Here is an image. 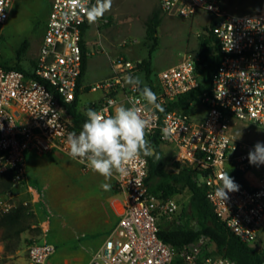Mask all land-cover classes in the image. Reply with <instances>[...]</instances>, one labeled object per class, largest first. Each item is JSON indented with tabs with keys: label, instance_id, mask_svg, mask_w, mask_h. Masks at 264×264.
<instances>
[{
	"label": "built area",
	"instance_id": "obj_1",
	"mask_svg": "<svg viewBox=\"0 0 264 264\" xmlns=\"http://www.w3.org/2000/svg\"><path fill=\"white\" fill-rule=\"evenodd\" d=\"M14 1L0 0V25L9 18ZM98 1L51 0L30 73L0 66V167L14 173L12 187L0 194V212L11 208L18 195H26L24 206L43 202L42 194L30 182L28 156L67 155L68 134L80 131L75 129L69 106L89 87L80 83L81 42L85 25L90 28L97 22ZM157 3L163 13L174 17L191 18L204 11L217 19L213 34L221 61L210 91L200 94L198 103L191 102L189 111L170 109L200 83L201 58L185 55L157 75L153 92L159 107L146 105L123 80L125 75H143L140 61L118 56L111 60L113 75L103 84L89 87L102 90L103 97L83 109L79 103V109L84 114L87 108L103 110L107 116L118 104L130 106L133 101L150 121L147 139L156 138L161 148H177L172 171L197 170L215 215L241 242L256 247L264 241V165H251L247 156L256 142H264V0L255 12L246 14L225 12L222 0ZM248 130L255 133L242 139ZM77 163L83 170L89 169ZM127 169V175L114 179L118 220L88 264H236L214 255L215 248L206 235L181 249L165 243L158 236L159 222L181 225L179 215L188 206L190 194L151 193L145 182L146 157L130 162ZM224 171L239 186L225 201L216 192ZM55 251L54 244L45 239L34 241L28 246L27 264H47Z\"/></svg>",
	"mask_w": 264,
	"mask_h": 264
},
{
	"label": "rangeland",
	"instance_id": "obj_2",
	"mask_svg": "<svg viewBox=\"0 0 264 264\" xmlns=\"http://www.w3.org/2000/svg\"><path fill=\"white\" fill-rule=\"evenodd\" d=\"M260 2L222 0V6L227 13L246 14L255 12ZM50 6L51 0L14 1L9 18L0 25V66L18 64L27 70L32 68ZM157 9V0L98 1L97 22H93L85 34L87 69L83 77L84 86L93 88L109 79L113 75L111 60L118 56L135 62L151 61L154 81L161 71L179 63L185 55L201 58V41L208 35L207 27L212 16L198 11L191 18H179L162 12L158 43L150 55L152 41L147 37L146 22ZM103 20L108 22L103 23ZM25 41L29 44L28 48L19 56L18 49ZM137 75L144 80L143 75L134 76ZM102 97V90L85 89L80 96V105L95 103ZM254 133L248 130L241 138L248 140ZM161 152L166 166H173L177 148L164 146ZM32 170L36 176L46 175L47 192L42 196L43 202L35 207L24 206L22 201L26 195H18L13 199L11 208L0 212V264H27L29 244L44 239L56 248L47 264H88L109 235L116 219L109 206L104 209L91 190L101 181L83 178L96 173L90 169L82 170L67 155L38 157ZM169 170L172 171L171 168ZM4 172L0 167V175ZM37 179L34 178L36 185ZM199 180L203 182L201 176ZM4 183L5 178L0 177V193L5 190ZM62 189L68 193L70 203L64 201ZM20 208L23 211L15 221L4 220L5 215L15 214ZM182 223L196 226L193 220L185 217ZM256 249L264 250V241L257 244Z\"/></svg>",
	"mask_w": 264,
	"mask_h": 264
},
{
	"label": "trees",
	"instance_id": "obj_3",
	"mask_svg": "<svg viewBox=\"0 0 264 264\" xmlns=\"http://www.w3.org/2000/svg\"><path fill=\"white\" fill-rule=\"evenodd\" d=\"M162 13L160 7L155 10L146 22L147 37L152 41L150 46V55L155 50L158 43V28L161 23ZM217 23L216 18H211L209 27H207V37H204L201 41L199 54L201 56V63L203 68L199 70L200 83L199 86L189 93H186L178 101L171 104L170 109H179L183 111H189L191 109V102L198 103V97L200 94L211 89L212 77L219 66L221 61V53L219 50V43L213 34V29ZM89 29V25L86 24L83 31V40L81 42L82 47V76L80 83L83 82L87 69V50L85 46V34ZM28 42L25 41L18 49V55L20 56L28 48ZM34 61L32 62V66ZM1 67L6 69H14L25 73H30V70L25 69L21 65H2ZM138 68L144 76V82L148 87L155 89L154 78L152 77L151 61L138 64ZM90 90L89 87L86 88ZM79 95L75 102L69 106V110L72 114L74 126L76 130H81L83 123L86 120L85 114L79 109ZM91 106V105H90ZM154 148V154L146 157L147 159V171L146 185L148 190L154 194H163L164 196H170L177 193L187 191L190 194V201L187 207L183 208L180 213V218H187L193 220L196 226H190L188 223H182L181 225H175L166 220L159 222L158 236L167 244L176 249H181L188 243L195 241L201 235L210 237L215 250L214 255L226 257L236 264H263L264 263V250H257L256 247L249 246L241 242L226 226V224L218 218L213 207L206 197V190L203 184L199 180V172L197 170L182 169L179 172L169 171L167 169L163 154L161 152V145L156 138L148 139ZM0 152V156H1ZM0 177L5 178L3 187L5 191L9 190L13 184L14 173L11 170L4 172ZM1 194V193H0ZM22 208L18 209V213L7 214L4 216L6 222L15 221Z\"/></svg>",
	"mask_w": 264,
	"mask_h": 264
},
{
	"label": "clouds",
	"instance_id": "obj_4",
	"mask_svg": "<svg viewBox=\"0 0 264 264\" xmlns=\"http://www.w3.org/2000/svg\"><path fill=\"white\" fill-rule=\"evenodd\" d=\"M123 80L139 93L146 105L159 107L156 94L143 84L140 76L125 75ZM129 105L118 104L112 114L107 116L103 110L87 108L86 120L79 133H69L66 138L69 158L86 164L92 172L102 176L104 181H109L114 176L127 175L130 162L152 156L154 148L146 137L150 121L133 101H129ZM247 159L251 165H264V142H256ZM220 181L216 192L225 201L228 193L238 191L239 186L228 171L222 172ZM100 187L108 190L110 184L102 182Z\"/></svg>",
	"mask_w": 264,
	"mask_h": 264
},
{
	"label": "crops",
	"instance_id": "obj_5",
	"mask_svg": "<svg viewBox=\"0 0 264 264\" xmlns=\"http://www.w3.org/2000/svg\"><path fill=\"white\" fill-rule=\"evenodd\" d=\"M87 106L88 105L82 107L80 105V109L86 108ZM56 154L57 155H62V154H59V153H48V154H43V155L31 153L29 155L31 157L29 159L30 162L27 161V169H28V174H29L30 182H31V184L34 187H36L38 189V191L42 194V196H44V193L47 192V187L45 186V184H46V178L47 177H46L45 174L44 175L43 174L42 175H38V176H36L34 174V171L32 170L33 165H34V161H36L38 157L41 158L44 155H56ZM33 155H35V157H33ZM167 162L172 163L170 161H167ZM169 168L172 169V166H167V169L168 170H169ZM34 178L35 179L38 178L37 179L38 185H36V183L34 182ZM83 178H85L88 181H93L94 179H97V181H101V183L102 182H106V183H109L110 184V188L108 190H104L103 188H101L100 187L101 183H98L97 185H94L95 188H91V190H93V192L96 193V197H97L98 201H100L102 207L104 209H106L109 206L110 210L114 213L116 219L113 222V225L111 227V228H113V226L116 224V222L118 220L117 210H118V206H119L118 195L116 194V192L114 190V179H115V176L113 177L112 180H109V181H104V178L102 176L98 175V174H94L93 176H90V177L83 176ZM84 191H87V190H84ZM62 197H63L64 201L70 203V199L68 198L69 195H68V193H66V191L63 192V189H62Z\"/></svg>",
	"mask_w": 264,
	"mask_h": 264
},
{
	"label": "water",
	"instance_id": "obj_6",
	"mask_svg": "<svg viewBox=\"0 0 264 264\" xmlns=\"http://www.w3.org/2000/svg\"><path fill=\"white\" fill-rule=\"evenodd\" d=\"M155 152V151H154ZM264 264V263H263Z\"/></svg>",
	"mask_w": 264,
	"mask_h": 264
}]
</instances>
